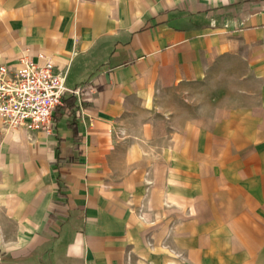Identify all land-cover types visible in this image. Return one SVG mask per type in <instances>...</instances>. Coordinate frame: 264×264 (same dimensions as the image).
Returning <instances> with one entry per match:
<instances>
[{
	"label": "crops",
	"instance_id": "obj_1",
	"mask_svg": "<svg viewBox=\"0 0 264 264\" xmlns=\"http://www.w3.org/2000/svg\"><path fill=\"white\" fill-rule=\"evenodd\" d=\"M39 54L90 89L0 123V264H264V0H0V65ZM221 75L154 147L158 96Z\"/></svg>",
	"mask_w": 264,
	"mask_h": 264
},
{
	"label": "built area",
	"instance_id": "obj_2",
	"mask_svg": "<svg viewBox=\"0 0 264 264\" xmlns=\"http://www.w3.org/2000/svg\"><path fill=\"white\" fill-rule=\"evenodd\" d=\"M36 63L22 56L19 68L0 65V123L3 129L28 128L52 134L53 114L62 106L65 94L81 96L87 86L68 89L65 72L56 70L43 54Z\"/></svg>",
	"mask_w": 264,
	"mask_h": 264
},
{
	"label": "rangeland",
	"instance_id": "obj_3",
	"mask_svg": "<svg viewBox=\"0 0 264 264\" xmlns=\"http://www.w3.org/2000/svg\"><path fill=\"white\" fill-rule=\"evenodd\" d=\"M235 78V76H233ZM230 75L209 76L207 83L200 86L184 87L177 85L175 89L162 92L158 96V106L154 108L152 116V128L156 134L154 147H161L165 141L163 137L165 131H175L181 126H187L183 123L181 117L184 115H196L203 109L210 108L206 101H211L214 98L228 100L232 96L229 90L231 85ZM190 102H186V101ZM212 108V107H211ZM173 117L170 121L167 118ZM167 120V121H166ZM171 138L168 140L170 141Z\"/></svg>",
	"mask_w": 264,
	"mask_h": 264
}]
</instances>
